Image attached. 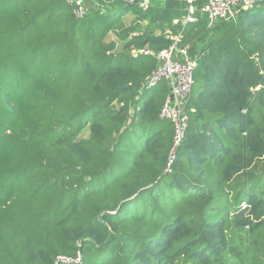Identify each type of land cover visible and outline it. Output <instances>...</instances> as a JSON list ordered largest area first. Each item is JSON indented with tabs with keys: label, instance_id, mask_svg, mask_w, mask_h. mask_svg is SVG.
<instances>
[{
	"label": "trees",
	"instance_id": "trees-1",
	"mask_svg": "<svg viewBox=\"0 0 264 264\" xmlns=\"http://www.w3.org/2000/svg\"><path fill=\"white\" fill-rule=\"evenodd\" d=\"M136 6L0 0V264H264V0L212 26ZM168 32L198 64L171 172L168 85L130 55Z\"/></svg>",
	"mask_w": 264,
	"mask_h": 264
},
{
	"label": "built area",
	"instance_id": "built-area-1",
	"mask_svg": "<svg viewBox=\"0 0 264 264\" xmlns=\"http://www.w3.org/2000/svg\"><path fill=\"white\" fill-rule=\"evenodd\" d=\"M117 1H125L135 4L142 11H148L153 0H67L72 7V13L76 20L85 19L92 8L104 13L111 10ZM168 1V0H160ZM186 3V15L174 21L175 25L195 23L198 21L196 13H200L209 19L210 26L219 22H234L246 11L252 10L263 0H179ZM137 35V34H134ZM132 35L130 39L134 36ZM167 38L172 41L171 45L160 51L151 48H133L130 51L132 58H154L157 67L146 77L145 86L154 89L163 83L169 88L160 117L173 124L174 137L168 171L175 160L176 152L186 138L189 125L187 105L191 97L194 85V73L197 69V60L190 56L189 46H183L184 35L167 33ZM81 257L74 259L59 258L56 264H81Z\"/></svg>",
	"mask_w": 264,
	"mask_h": 264
},
{
	"label": "rangeland",
	"instance_id": "rangeland-1",
	"mask_svg": "<svg viewBox=\"0 0 264 264\" xmlns=\"http://www.w3.org/2000/svg\"><path fill=\"white\" fill-rule=\"evenodd\" d=\"M136 10H139V8L137 6L135 8H131L128 11H126L125 13H123V17H124L123 18V21L126 24H129V23H131L133 21V18H134L133 13ZM109 20H111V17L110 16L107 18V22H109ZM144 26H145V31L146 32L153 33L154 35H161V32L159 30H157V29H155V28H153L151 26H148V24L144 23ZM216 31H217V29H216ZM107 38H108L107 40H111V41L114 39V37H112V34H109V36ZM122 47L123 46L121 45L119 47V49H122ZM199 49H201V48H199ZM88 135H89V130H86L85 136L88 137Z\"/></svg>",
	"mask_w": 264,
	"mask_h": 264
}]
</instances>
